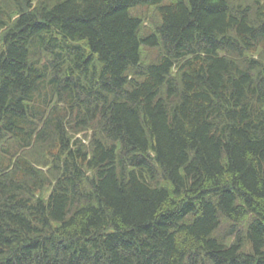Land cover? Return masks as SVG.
I'll return each instance as SVG.
<instances>
[{
	"label": "trees",
	"instance_id": "1",
	"mask_svg": "<svg viewBox=\"0 0 264 264\" xmlns=\"http://www.w3.org/2000/svg\"><path fill=\"white\" fill-rule=\"evenodd\" d=\"M0 264H264V0H0Z\"/></svg>",
	"mask_w": 264,
	"mask_h": 264
},
{
	"label": "rangeland",
	"instance_id": "2",
	"mask_svg": "<svg viewBox=\"0 0 264 264\" xmlns=\"http://www.w3.org/2000/svg\"><path fill=\"white\" fill-rule=\"evenodd\" d=\"M154 7L151 9H149V7H147V6H144V7H142V8H140V9H138L137 10V14H139V15H144V16H146L147 18H148V20H151V19H153L152 18V16L153 17H155L156 18V15H155V12H154ZM132 14H135L136 15V9L135 10H133L132 11ZM147 20V19H146ZM149 23V22H148ZM147 23V24H148ZM149 25V24H148ZM147 52L151 55L152 53V51H150V50H147V49H143V60L144 61H146L147 60V57H148V54H147Z\"/></svg>",
	"mask_w": 264,
	"mask_h": 264
}]
</instances>
